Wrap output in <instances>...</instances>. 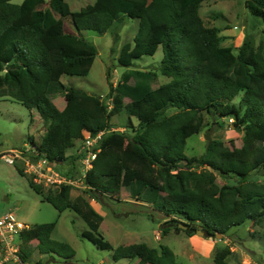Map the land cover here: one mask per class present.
Here are the masks:
<instances>
[{
  "label": "trees",
  "instance_id": "obj_1",
  "mask_svg": "<svg viewBox=\"0 0 264 264\" xmlns=\"http://www.w3.org/2000/svg\"><path fill=\"white\" fill-rule=\"evenodd\" d=\"M202 1L95 0L71 12L64 0H23L19 5L0 0V100L9 98L36 110L45 125L39 143L28 138L31 149L24 150V156L58 166L69 159L64 175L74 180L80 174V156L72 159L67 150L83 140V132L95 136L103 131L96 159L80 177L91 199H119L125 188L130 199L164 216L162 236L172 231L192 237L201 231L204 239L214 240L264 218V184L250 181L251 174L264 170V52L249 40L236 53L222 47L218 31L205 27L199 16ZM244 6L264 24V0H245ZM126 19H137L138 29L132 43L121 46L118 65L129 69L160 48L157 71L170 81L158 85L157 71L127 70L114 86L107 71L109 90L103 98L65 87L62 76L86 77L96 58L82 32L104 35ZM59 21L71 31L57 28ZM57 98L64 100L62 109L53 103ZM171 108L176 113L167 115ZM121 113L128 120L124 131L109 132L112 117ZM206 118L219 127L222 120L231 119L243 132L241 147L229 150L211 140L200 157H187V140L201 132ZM29 177V188L59 214L70 211L79 217L87 230L78 237L112 251L113 262L180 264L162 245L113 249L99 233L102 216L82 197L70 199L73 186L48 189L45 195L42 185ZM217 177L225 183L218 185ZM55 226L39 224L21 233L23 263L29 258L25 247L32 241L38 253L51 260L74 259L69 244L51 238ZM232 254L225 247L215 254L213 264H228Z\"/></svg>",
  "mask_w": 264,
  "mask_h": 264
},
{
  "label": "rangeland",
  "instance_id": "obj_2",
  "mask_svg": "<svg viewBox=\"0 0 264 264\" xmlns=\"http://www.w3.org/2000/svg\"><path fill=\"white\" fill-rule=\"evenodd\" d=\"M22 1L10 0V3L19 5ZM64 1L69 5L71 12H77L86 5L93 4L95 0ZM244 2L245 0H203L200 4L199 16L205 27L215 28L218 31L222 47H230L236 53L241 44L245 40H249L255 49L261 47L264 52V24L249 15ZM57 28L63 32L71 31L68 24L62 21L58 22ZM137 29V19H126L124 24L114 25L104 35L91 31L82 32L86 42L95 48L96 58L86 77L64 75L61 77L63 85L103 98L109 90L106 81L107 71H109V78L114 86L127 70L157 71L162 58L160 48L153 57L144 56L141 60L134 62V66L129 69L123 68L117 63L121 46L127 42L132 43ZM157 74L158 85L170 81L160 75L158 71ZM53 103L58 109H62L65 105L62 98H57ZM125 103L128 101L126 100ZM176 111L171 108L167 111V115H172ZM127 121L124 113H121L112 117L110 123L117 131H124L123 128L126 127ZM132 122L136 124L135 119H132ZM222 123V127L215 125L214 121L212 125V121L206 118L205 127L201 132L187 140L186 156L200 157L205 152L208 143L204 139L206 131H210L211 140L221 141L229 150H238L241 147L243 132L237 131L231 125V119H224ZM44 131L45 125L36 110L29 111L9 98L0 100V158L2 154L11 153L14 150L24 152L25 149L28 152L31 149L28 138L32 137L34 142L39 143ZM81 147L82 142L75 141L73 147L67 150V156L73 157L72 159L76 158ZM70 163L71 160L68 159L65 164L57 165L56 169L66 175ZM76 164H78L77 160L74 162V167ZM17 169L22 170L25 177L21 176ZM25 170L27 171L25 161L17 159L13 165H8L0 159V215L12 214L28 228L39 224L55 223L51 238L69 244L74 250L75 256L71 262L67 263L57 257L55 260H51L49 256L40 255L36 249V242L32 241L25 247L29 258L24 264L138 263V260L113 262L112 251L99 250L90 242L81 240L78 235L87 230L83 221L70 211L59 214L51 204L43 202L41 196L29 188L26 179L30 177ZM80 177L79 174L75 176L74 180L72 179L75 183L72 185L69 197L72 201L77 197H82L102 216L103 221L99 233L104 240L111 244L113 249L118 246L138 243H143L154 249H158L162 245L174 253L180 264H213L215 254L228 247L233 253L227 259L228 264H264V218L258 224L245 222L242 226L230 230L227 235L214 240L204 239L199 235L188 237L184 233L176 234L172 231L162 236L159 227L165 221L162 214L130 199L129 192L125 188H122L118 196L119 199L100 197V202H96L90 198ZM250 181L264 184V170L251 174ZM227 182L234 181L227 180ZM216 183L222 185L225 182L217 177ZM41 187L45 195L51 192L49 190L57 189L46 183Z\"/></svg>",
  "mask_w": 264,
  "mask_h": 264
},
{
  "label": "built area",
  "instance_id": "obj_3",
  "mask_svg": "<svg viewBox=\"0 0 264 264\" xmlns=\"http://www.w3.org/2000/svg\"><path fill=\"white\" fill-rule=\"evenodd\" d=\"M117 131L111 128L109 132ZM104 132H98L91 136L88 132H83L82 147L80 149V175L91 169L93 161L99 152L98 145L102 140ZM6 164L13 165L17 159L25 161L29 176L37 184H48L59 188L61 185H74L72 179L66 178L56 167V163H51L47 159L32 161L24 156L23 152L12 151L4 153L1 158ZM29 229L28 226L17 220L12 214L0 215V264H24L20 257V235L23 231Z\"/></svg>",
  "mask_w": 264,
  "mask_h": 264
},
{
  "label": "water",
  "instance_id": "obj_4",
  "mask_svg": "<svg viewBox=\"0 0 264 264\" xmlns=\"http://www.w3.org/2000/svg\"><path fill=\"white\" fill-rule=\"evenodd\" d=\"M204 139L208 143L211 141L210 131H206L205 132ZM196 235H199V236L203 237L204 234L201 231H198ZM221 237H222L221 235H217V238H221Z\"/></svg>",
  "mask_w": 264,
  "mask_h": 264
},
{
  "label": "crops",
  "instance_id": "obj_5",
  "mask_svg": "<svg viewBox=\"0 0 264 264\" xmlns=\"http://www.w3.org/2000/svg\"><path fill=\"white\" fill-rule=\"evenodd\" d=\"M25 150V149H24Z\"/></svg>",
  "mask_w": 264,
  "mask_h": 264
}]
</instances>
